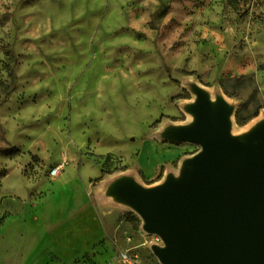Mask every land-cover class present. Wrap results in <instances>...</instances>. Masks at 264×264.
Instances as JSON below:
<instances>
[{
  "label": "rangeland",
  "instance_id": "1",
  "mask_svg": "<svg viewBox=\"0 0 264 264\" xmlns=\"http://www.w3.org/2000/svg\"><path fill=\"white\" fill-rule=\"evenodd\" d=\"M191 85L231 105V141L264 115V0H0V227L7 202L68 168L94 187L178 176L201 148L159 133L190 122ZM60 158L65 169L49 177ZM99 210V264H123L126 250L162 264L153 246L164 244L138 215Z\"/></svg>",
  "mask_w": 264,
  "mask_h": 264
},
{
  "label": "water",
  "instance_id": "2",
  "mask_svg": "<svg viewBox=\"0 0 264 264\" xmlns=\"http://www.w3.org/2000/svg\"><path fill=\"white\" fill-rule=\"evenodd\" d=\"M187 110L193 122L173 143L196 144L201 152L185 160L179 176L150 189H128L144 230L164 244L153 252L162 264H264V149L237 169L230 109L221 104L212 114L201 96ZM258 139L264 142V129Z\"/></svg>",
  "mask_w": 264,
  "mask_h": 264
},
{
  "label": "crops",
  "instance_id": "3",
  "mask_svg": "<svg viewBox=\"0 0 264 264\" xmlns=\"http://www.w3.org/2000/svg\"><path fill=\"white\" fill-rule=\"evenodd\" d=\"M191 91L194 100L184 106L190 122L164 127L159 133L160 139L175 142L176 133L193 122L194 116L187 107L201 96L230 109L227 120L231 127L233 111L225 98L197 85H191ZM149 143L152 149L159 146L154 141ZM185 160L179 166V173ZM37 185L31 195L43 190L51 192L40 199H32L33 206L31 195L22 201H9L5 206L8 216L0 227V264H99L104 261V245L100 244L105 238L99 209L116 213L130 210L142 219L128 194V189H141L142 186L131 177L103 179L94 187L89 176L79 169L68 168L49 185L50 189L39 182Z\"/></svg>",
  "mask_w": 264,
  "mask_h": 264
},
{
  "label": "bare ground",
  "instance_id": "4",
  "mask_svg": "<svg viewBox=\"0 0 264 264\" xmlns=\"http://www.w3.org/2000/svg\"><path fill=\"white\" fill-rule=\"evenodd\" d=\"M219 106H221L220 102L209 100V109L212 114L216 112ZM262 129H264V115L234 137V141L238 144L240 150V154L233 159L237 169H243L248 164H252L257 157V152L264 149V142L258 139V134ZM177 203L179 205L183 204L180 198L177 199Z\"/></svg>",
  "mask_w": 264,
  "mask_h": 264
},
{
  "label": "built area",
  "instance_id": "5",
  "mask_svg": "<svg viewBox=\"0 0 264 264\" xmlns=\"http://www.w3.org/2000/svg\"><path fill=\"white\" fill-rule=\"evenodd\" d=\"M65 160L59 161L54 165L48 172L49 177L56 178L65 169ZM119 260L123 264H137V256L133 255L130 250H126L124 253L120 254Z\"/></svg>",
  "mask_w": 264,
  "mask_h": 264
},
{
  "label": "trees",
  "instance_id": "6",
  "mask_svg": "<svg viewBox=\"0 0 264 264\" xmlns=\"http://www.w3.org/2000/svg\"><path fill=\"white\" fill-rule=\"evenodd\" d=\"M230 3H234V0H229ZM235 122L238 124V125H243L244 124V121L242 120L241 116H240V111L237 110L236 113H235Z\"/></svg>",
  "mask_w": 264,
  "mask_h": 264
}]
</instances>
